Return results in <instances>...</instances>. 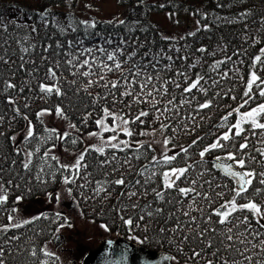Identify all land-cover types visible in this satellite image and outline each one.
<instances>
[{
	"label": "trees",
	"instance_id": "trees-1",
	"mask_svg": "<svg viewBox=\"0 0 264 264\" xmlns=\"http://www.w3.org/2000/svg\"><path fill=\"white\" fill-rule=\"evenodd\" d=\"M80 2L82 0H0V21L7 25V33L0 28V37L9 34L12 37V39H9L8 44L5 45L8 48L6 59L9 60V63L0 62V73H2L4 79H9L18 86L21 82L25 84L24 91L18 93L15 89L3 92L2 88H0V110L4 111V120L0 122V133H2V136H0V159L3 160L6 173L11 171L9 163L12 159L17 160V164L13 165L14 168L19 167L22 159L17 155L15 149L24 145L27 125V122L23 120L24 115H27L28 120H31L37 129L44 126L53 128L45 117H42L44 125H41L36 118V114L43 109H49L51 113L55 114L57 106L65 110L67 119L62 120L68 123V127H70V124L77 125L78 132L72 128L67 132L70 133L71 137H79L78 143L71 145L68 141L49 140L47 143L39 145L41 151L34 155L33 161L35 162L37 156H42L47 148L51 149L49 155L57 156L61 164L70 165L75 162V159L71 160L68 157L65 159L61 155L60 150L63 149L68 153L80 154L81 151L90 149L93 146L86 145L85 142L89 133L101 132L94 124V120L100 115V108L108 107L110 111L130 113L134 116L139 107L149 110L150 116L144 118L146 122L142 125L139 122L129 125V128L134 129L132 137H126L121 133L119 139L130 140L134 144L135 142H143L148 149V159L145 160L141 157V159L137 160L133 157L130 169L125 165L124 168L112 175H107L108 167H94L99 161L104 160L105 156H100L99 153L89 150L87 155H85V163L89 165L87 168V172L90 174L89 179L93 181L114 179L119 178L121 175L126 180L135 179L138 170L148 164L149 168L155 170L156 175L147 187L163 190L161 173L170 171L174 166L183 167L185 165H177L176 161L171 165L160 167L152 165L150 160L153 155L162 159L161 154L163 151L160 149L158 141H163L165 138L171 139V143L167 146L170 149L167 155H177V161H180L181 157H185L188 164H194L200 159L197 149L202 150L203 146L210 145L217 136L227 131L225 128H218L217 125L225 114L238 107L241 103V96L245 90L250 71L256 70L261 78L264 79V70H261L259 65L256 66V69L251 68V60L254 55L259 54L258 49L264 47V40H261L260 43L252 44L250 39L251 36L257 35L256 31H254L257 23L264 19V0H117L122 17L114 21H102L92 18L89 20L83 19L78 13L79 6H81ZM153 12L170 14L172 19V33L170 35L165 34L163 28L150 19V14ZM241 12H250L252 15L247 17V19H242L240 16ZM93 23L95 24L94 28L86 29V24ZM73 28L76 30L73 31ZM61 29L64 31L61 32ZM192 33H195V35H191ZM24 37H27V39H24ZM261 37H264V32H261L257 39ZM78 41L80 42L79 44H77ZM70 43L77 46L69 50L68 45ZM250 44L251 47H249ZM56 45H61L59 49L61 65L65 63L63 57L71 51L77 55V63L84 59H88L91 63L95 58L97 63L93 71L99 67L100 61L113 66V62L107 61L105 53L100 52L99 49H106L108 53H114L117 60L122 63V71L125 74L132 67V61L126 58L135 51L136 56L133 59L147 64L148 72L155 76L156 72L152 70L149 63V59L155 57L159 60L158 67L160 65H172L171 69L160 72L159 75L162 80L172 77L178 68L189 67L190 64L195 63L199 59L200 63L196 65V68H189V71L195 77L198 72L202 73L207 70L213 78L221 82L219 88L214 86L209 90V95H212L213 91H217L219 96L213 98V105L210 109H202L198 114L193 111L196 107L195 105L191 107L184 106L180 109L182 114L187 112L189 115H195L196 117L195 125H192L188 120L184 121V124L188 125V131L177 128L175 119H166L164 123L170 124L171 127L164 132L160 131V121L152 118L149 105H132L131 108H125L119 102L113 104L111 96L107 100L102 98L104 93L108 91L107 88L99 85L87 87L85 81L87 79L96 80L98 78L96 75L88 78H83L78 74L74 76L61 67L57 70V78L60 81L59 86L62 89H68V98L63 99L54 94L43 98V94L38 91V85L44 83L51 86L55 82L51 79H42L44 65L50 63L51 60H42L41 58H50ZM201 47L206 48L207 51L203 53L195 51ZM24 48H27L28 51H22ZM0 52H3V49H0ZM140 53H145V56L140 57ZM241 53L246 54L240 55ZM161 56H163V59H161ZM168 56H171L172 60H168ZM21 57H23V61H21ZM181 57L184 58L183 61H181ZM69 58L71 57L69 56ZM217 61H226V63H221L219 69L213 71L211 65ZM37 64L40 65V71L32 72L31 70ZM85 70L86 68L79 69L80 72ZM223 73H227V78L222 79ZM102 74L105 80L108 81L122 79L120 71L114 70L102 72ZM100 83L102 84L103 81ZM188 83H191V80ZM169 87L171 89V86ZM72 88L77 89L75 95H72ZM85 88H87V91H84ZM29 89H31V92H29ZM229 89L234 90L229 92ZM174 91L176 97L179 98L180 89H175ZM253 91L255 94V85L253 86ZM202 96L203 94H200L197 99H201ZM229 96H235L236 99H229ZM96 97L101 98L95 100L94 98ZM13 99L15 103L9 104L8 102ZM124 99L128 101L131 97H125ZM167 99L168 97L165 96L158 106L162 107ZM260 99L257 95L256 100L246 107L249 109L255 107L260 102ZM117 101H119V93H117ZM94 104L95 108L93 107ZM13 108L20 109V115L15 116V118H13ZM241 111L243 112L245 109L242 108ZM89 112L92 113L91 116L87 115ZM85 118H87L86 124L84 123ZM237 119L238 116L233 113L229 121L234 122ZM106 123L111 127L113 121L109 118ZM247 127L245 125V128ZM63 130L60 129L58 131L64 133ZM141 131L145 134L139 135ZM114 134L112 132L102 133L105 138H109ZM245 134L247 135V133ZM37 135H41V133L38 132ZM106 135L110 136L106 137ZM13 136L16 138L15 141L11 139ZM193 140L198 141L196 147L189 149L190 155L183 154L181 149L188 147ZM239 140L240 138L238 137L237 142ZM254 140L255 137L250 136L249 144L251 145ZM149 145L151 146L150 148L148 147ZM34 146L32 145V147ZM260 146L262 145L257 141V147ZM105 148L106 155L112 151L106 145ZM29 150H31V147ZM141 151H144V149H141ZM227 154L223 150H213L212 153L206 154L204 157L205 161H207L206 165L189 169L190 172L194 173L202 171L205 173L204 179H212V190L207 193L209 197H212L214 193L223 192L222 197L213 199L211 203L201 200L199 197L197 198L199 203L194 205V207L202 208L203 213L197 210L193 211L191 215L197 217L198 228H203L205 223L204 220L200 219L201 215L206 217L208 213L214 212L215 209H218L222 203H226L234 194L231 189L236 187L235 182L217 170L213 163L216 155L226 157ZM116 155L122 157L124 153L116 152ZM129 155L132 156V153L129 152ZM256 156L257 160H259V155L256 154ZM260 167V164L253 165V169L257 171H259ZM17 174L19 175V172ZM80 174L84 175V171L82 170ZM46 179L48 178L46 177ZM183 179L181 177V180L176 182L177 185L181 187L191 186L182 183ZM19 183L21 185L19 188L9 185L11 190L8 203L5 205L8 212L0 214V226L12 223V221L8 220V214L12 208L17 209L16 213H18L23 212L33 203L35 206L39 205L37 203L41 201L46 205L36 207L38 209L37 214L28 219L32 220V223H21L22 226L20 228H13L6 233L9 237L15 233L19 239L13 240V244L21 246L16 257L12 260V264H33V261L37 259H39L40 264H43L45 260L48 261V264H53V262L54 264H61L59 254L53 253V256L49 258L44 256V251L48 249L52 242L58 239V234L62 230L60 225L70 224V221L62 214H59L57 218L58 213L49 207V205L51 206L57 202V197L62 189L67 191L69 188L72 189L71 194H69L71 200L77 206L81 218L85 221L103 225L111 234L116 235L118 238L135 241L151 251L168 253L175 258L172 259L173 264H185V257L188 255V245L187 243L180 244L178 250L177 244L180 237L171 233L170 230L175 227L171 219L162 223L159 217L148 218L145 216L144 220H140L137 218L139 209H128L123 212L114 210L117 203L122 199L118 193L124 190L123 186H109L110 194L104 193L100 196H93L92 185L84 189L78 188L76 185H65L63 184V177L59 173L49 183L40 184L31 177L27 178V183H25L24 179H21ZM80 183L82 181L78 179L76 184ZM217 183L220 187L216 186ZM255 183L253 181L254 185ZM196 187L199 189V184ZM207 187L208 185L205 184L204 188ZM261 188L264 190V186H261ZM199 190L203 192V189ZM168 191L174 193V189ZM251 191L252 189L249 188V192ZM104 195H108V198L104 199ZM243 195L247 196L248 194L245 193ZM17 196H22L23 199L17 201ZM153 199L154 194L149 193L140 197L139 203L144 205L152 202ZM236 199L238 205L247 202L246 199L242 200L240 197ZM253 199L264 207V199H261L259 195H254ZM133 200H136V198L134 197ZM126 202L131 203L132 201ZM190 203H192L191 198L184 199L183 209L177 212L181 219H188V217L182 215V211L186 210L187 205ZM157 205L162 209H169L170 207L166 202L162 201L153 203V207ZM235 215H240V213L237 212ZM248 215L250 216V214ZM120 216L125 219L133 218V225L125 224L119 218ZM37 217L39 219H36ZM217 219L213 215L212 220L215 221ZM165 225L168 226L169 230L162 232L161 229L165 228ZM210 226L223 227L214 224ZM195 230L197 228L193 229V231ZM184 234L190 235L191 232L185 229V232L180 235ZM32 249L37 252L36 257L31 255ZM88 252L90 253L91 251ZM89 253H86V255ZM8 255L11 256V253ZM205 256L207 258V253ZM224 258L228 259L227 255ZM187 264H193V262L188 260ZM199 264H204V261H199Z\"/></svg>",
	"mask_w": 264,
	"mask_h": 264
},
{
	"label": "snow or ice",
	"instance_id": "snow-or-ice-1",
	"mask_svg": "<svg viewBox=\"0 0 264 264\" xmlns=\"http://www.w3.org/2000/svg\"><path fill=\"white\" fill-rule=\"evenodd\" d=\"M250 15H252L250 12H241L240 14L242 19H247ZM94 27V23L86 24V29ZM0 28L7 33V25L2 21H0ZM75 30L76 29L73 28V31ZM63 31L64 30L61 29V32ZM254 31H256L257 35L250 37L252 44H257L260 43L261 40H264V37L257 39V36H259L261 32H264V19H261L257 23V27ZM191 35H195V33ZM9 39H12L10 34L0 37V49H3V52H0V62L4 64L9 63V60L6 59L8 48L5 47ZM24 39H27V37H24ZM79 43L78 41L77 44ZM76 46L77 45L70 43L68 48L71 50ZM60 47L61 45H56L50 58H41L42 60H51L50 63L44 65V75L42 79H51L55 82L51 86L44 83L38 85V91L43 94V98H47L53 94L63 99L68 98V89H62L59 86L60 81L57 78V70L61 67L74 76L78 74L83 78H88L96 75L98 77L96 80L87 79L85 81L87 87L99 85L107 88L108 91L104 93L102 98L107 100L108 97L111 96V102L113 104L119 102L125 108H131L132 105H149L152 118L160 121V131L164 132L171 127L170 124L164 123L166 119H175L177 121V128L188 131V125L184 124V121L188 120L192 125H195L196 117L195 115H189L187 112L182 114L180 109L184 106L191 107L195 105L196 107L193 111L198 114L202 109H210L213 105V98L219 96V92L217 91H213L212 95H209L210 89L214 86L216 88L221 86L219 80L213 78L207 70L202 73L198 72L195 77H193L189 71V68H196V65L200 63L199 59H197L195 63L190 64L189 67L178 68L173 73L172 77L162 80L159 75L160 72L171 69L172 65H160L158 67L159 60L155 57L149 59L152 70L156 72L155 76L148 72L147 64L133 59L136 56L135 51L126 58L132 61V67L129 68L127 74H125L122 71V63L117 60L114 53H108L106 49H99L100 52L105 53V59L107 61L113 62V66H109L103 61H100L99 67L93 71L97 63L95 58L91 63L88 59H84L77 63V55L71 51L63 57L65 63L61 65ZM249 47H251V44ZM22 51L27 52L28 49L24 48ZM195 51L203 53L206 52L207 49L201 47ZM258 52L259 54L254 55L251 60V68L256 69V66L259 65L260 69L264 70V59H262V57H264V47H260ZM244 54L246 53H241L240 55ZM69 56L71 58H69ZM144 56L145 53H140V57ZM20 59L23 61V57ZM161 59H163V56H161ZM167 59L172 60V57L168 56ZM183 59L184 58L181 57V61H183ZM221 63H226V61H217L215 64L211 65L212 70L216 71L219 69ZM80 68H86V70L80 72ZM114 70L121 72L122 79L118 81L105 80L102 72H111ZM31 71H40V65L37 64ZM223 78H227V73L222 74V79ZM189 80H191V83H188ZM101 81H103L102 84L100 83ZM209 81L211 82L209 83ZM254 85L256 89L255 94L253 91ZM169 86H171V89ZM24 87L25 84L23 82L18 86L9 79H4L2 73H0V88H2L3 92H9V90L12 89H15L17 93L23 92ZM175 89H180L181 94L179 98L175 95ZM233 90L234 89H229L228 91L231 92ZM84 91H87V88H85ZM29 92H31V89H29ZM76 92L77 89L72 88V95H75ZM117 93H119V101H117ZM200 94H203V96L198 100L197 97ZM225 95H227V93H225ZM257 95L261 98L260 102H258L255 107H251L250 109L247 108L246 106H249L256 100ZM165 96L168 97L167 101L162 107L158 106ZM125 97H131V99L125 101ZM100 98L101 97H96L94 99L98 100ZM228 98L236 99L235 96H229ZM8 103L14 104L15 100H10ZM93 107L95 108V104ZM242 108H244L245 111L242 112ZM12 111L14 113L13 118L20 115L19 108H13ZM55 112L59 118L67 119L65 110L61 107L57 106ZM99 112L100 115L94 120V124L101 132H91L89 135L99 137L102 143L99 146H92L90 149L81 151L76 157L75 162L70 165L61 164L57 156L49 155L51 149L47 148L42 156L36 157L35 162L33 161V157L36 153H40L41 149L39 145L45 144L49 140L60 142L68 141L69 144L76 145L80 138L71 137L68 132L60 133L56 128L44 126L37 129L32 121L28 120L27 115L23 116V120L27 122L24 145L18 146L15 149L17 155L22 158L19 167H13V165L17 164V160L12 159L9 163V169H11V171L6 173L3 160L0 159V214L8 212L5 205L9 200V192L11 190L9 185H14L19 188L21 187L19 181L24 179L25 183H27L28 177H31L40 184L49 183L57 176V173H59L63 177V184L65 185H76L81 189L92 185L93 196H100L104 193L110 194L109 186H123L124 190L118 193L122 199L117 203L116 209H114L118 212L127 211L128 209H139L137 218L140 220H144L145 216L148 218L159 217L162 223L171 219L175 227L170 231L172 234L180 237L177 244L178 250L180 244L187 243L188 245V255L185 257V264H187L188 260H191L193 264H199V261H204V264H264V207L253 199L254 195H259L261 199H264V190L261 188V186H264V79L261 78L256 70H252L249 73V78L245 85V90L242 93L239 106L225 114L221 122L217 125L218 128H225L227 131L217 136L210 145L203 146L202 150L197 149L200 157L199 160L194 164H188L185 157H181L180 161H177V155L169 156L166 152L161 154L162 159L153 155L150 163L156 167L171 165L174 161L177 162V165H185L183 167L174 166L170 171H163L161 173L163 177V190H158L155 187H147L156 175L155 170L149 168L148 164H145L143 168L138 170L135 179L126 180L123 175L114 179H100L95 181L89 179L90 174L87 172L89 165L85 163V155H87L89 150L99 153L100 156H105V159L99 161L94 167H108L107 175H112L121 168H124L125 165L130 169L132 167L131 160L133 157L137 160L141 159V157L145 160L148 159V149L143 142H135L134 144L130 140L119 139V135L122 133L126 137H132L134 135V129L129 128V125H134L137 122L141 125L144 124L146 122L144 118L150 116L149 110L138 107L134 116L130 113L110 111L108 107L100 108ZM233 113L238 116V119L234 122H230L229 118ZM51 114L49 109H43L36 114V118L41 125H44L42 117ZM87 115L91 116L92 113L89 112ZM109 118L113 121L111 127L106 123ZM3 120L4 111L0 110V122H3ZM84 123H87V118L84 119ZM245 125L248 127L245 128ZM70 128L75 129L77 132L79 131L76 124H70ZM38 132L41 133V135H37ZM103 132H112L115 134L111 135L107 140H104L102 135ZM245 133H247V135ZM144 134L143 131L139 133V135ZM0 136H2V133H0ZM250 136L255 137L251 145L248 142ZM238 137L240 138L239 142H237ZM11 139L15 141L16 138L13 136ZM257 141L262 146L257 147ZM170 143L171 139L169 138L163 140L165 148H167ZM197 143V140H193L188 147H183L181 152L190 155L189 149L195 148ZM137 144L138 146H136ZM32 145L35 146L32 147ZM105 145L112 150L107 155ZM30 147L31 150H29ZM148 147L150 148L151 146L149 145ZM141 149H144V151H141ZM213 150H223L228 153L226 158L223 159L221 156L216 155L214 166L222 171L224 176L230 177L231 180L235 181L237 187L231 189L234 194L226 203H222L218 209H215L212 213H208L206 217L201 215L200 219L204 220L205 223L203 228H198L197 217L191 215L193 211L197 210L203 213L202 208L194 207V205H198L199 203L197 198L199 197L201 200L211 203L213 199L222 197L223 192L214 193L212 197H209L207 193L209 190H212V179H204L205 173L202 171L194 173L190 172L189 169H195L197 166L203 167L206 165L207 161H205L204 157L206 154L212 153ZM116 152L124 153V155L122 157L117 156ZM129 152L132 153V156L129 155ZM256 154L259 155V160H257ZM226 161H233L234 164L227 163ZM254 164L261 165L259 171L253 169ZM235 167L244 171L235 170ZM82 170L84 171V175L80 174ZM18 172L19 175L17 174ZM46 177L48 179H46ZM141 177H143V179H141ZM181 177L184 178L182 183L191 186L181 187L177 185L176 182L181 180ZM78 179L81 180L82 183L76 184ZM253 181L256 182L255 185ZM197 184H199V189H203V192L196 187ZM205 184L208 185L207 188H204ZM216 186L220 187L218 183ZM249 188L252 189L251 192H249ZM171 189H174V193L168 191ZM67 191L71 194L72 189L69 188ZM149 193L154 194L153 201L141 205L139 203V198ZM245 193L248 195L244 196L243 194ZM134 197L136 200H133ZM237 197H240L242 200L246 199L247 202L238 205ZM103 198L107 199L108 195H104ZM185 198H191L192 200V203L187 205L186 210L182 211V215L188 217L186 220L181 219L180 215L177 214L180 209H183ZM22 199V196L16 197L17 201ZM57 199H59V197H57ZM126 201L132 202L128 203ZM156 201L166 202L170 206L169 209H162L159 205L153 207V203ZM16 211L17 209L15 208L11 209V212L8 214L9 221L15 219L14 214ZM237 212H239L240 215H235ZM248 214H250V216ZM213 215L218 219L213 221ZM58 217L59 214H57V218ZM119 218L123 220L125 224L130 226L133 225V218L129 217L125 219L123 216ZM36 219H39V217ZM45 219H47V217H45ZM32 222V220H25L23 224H30ZM211 224L223 227L210 226ZM21 226L19 222L0 226V264H12V260L16 257L21 246L19 244H13V240L19 239V237H17L15 233L9 237L6 233L13 228H20ZM63 226L64 225H60V227ZM102 227L105 226L102 225ZM194 228H197V230L193 231ZM185 229H188L191 234L180 235L185 232ZM168 230L167 225H165V228L161 229L162 232ZM9 253H11V256L8 255ZM206 253L207 258L205 256ZM31 255L33 257L37 256L35 249L31 250ZM226 255L228 259L224 258ZM44 256L51 258L53 253L45 250ZM127 259V252H125L120 260L110 262V264H127ZM164 259L175 258L164 257ZM33 264H40L39 259L33 261ZM43 264H48V261L45 260ZM141 264H151V261L149 259H143Z\"/></svg>",
	"mask_w": 264,
	"mask_h": 264
},
{
	"label": "rangeland",
	"instance_id": "rangeland-1",
	"mask_svg": "<svg viewBox=\"0 0 264 264\" xmlns=\"http://www.w3.org/2000/svg\"><path fill=\"white\" fill-rule=\"evenodd\" d=\"M81 6H79L78 13L85 19H97L102 21H114L122 17L121 9L118 5L117 0H82ZM82 3H84L82 5ZM150 19L159 24L164 30V33L170 35L172 33V19L168 13H151ZM182 30V27H181ZM49 125L58 130L64 129L63 132L70 130L68 123L59 118L56 113L44 116ZM100 133V132H98ZM110 136V135H106ZM104 140L105 138L103 135ZM102 141L99 137H93L88 135L86 137V145L95 146L100 145ZM162 153H169L170 149L165 148L163 141H158ZM61 155L67 159H76L79 153H68L66 150H60ZM68 154V155H67ZM60 195L58 196L57 202L53 203L50 209H53L56 213L62 214L64 217L70 221V224L64 225L61 232L58 234V239L52 242L48 246V251L59 254L61 258V264H81L82 259L89 253L88 251H93L99 247V245L107 239L118 238L116 235L111 234L106 227L101 225H96L92 222L85 221L81 218L77 206L72 202L69 193L62 189ZM48 202V201H47ZM34 203L30 206H26L27 209L23 212H18L14 214L15 219L12 223H23V221L34 217L37 214V206H44L43 202ZM41 209V208H40ZM107 229V230H106ZM114 235V237H113Z\"/></svg>",
	"mask_w": 264,
	"mask_h": 264
},
{
	"label": "water",
	"instance_id": "water-1",
	"mask_svg": "<svg viewBox=\"0 0 264 264\" xmlns=\"http://www.w3.org/2000/svg\"><path fill=\"white\" fill-rule=\"evenodd\" d=\"M221 158L223 159L226 157ZM214 161L215 159L213 160V163ZM226 162L234 164L233 161ZM235 170L243 171L238 167H235ZM220 172L223 174L222 171ZM125 252H127L128 257L127 264H141L143 259H149L151 264H172V259H164V257H171L168 253L151 251L143 247L140 243L126 238L108 239L103 241L98 249L92 251L82 259L81 264H110V262L120 260Z\"/></svg>",
	"mask_w": 264,
	"mask_h": 264
}]
</instances>
